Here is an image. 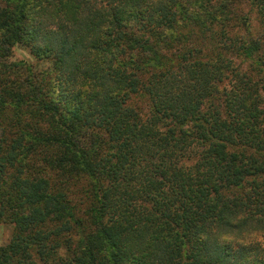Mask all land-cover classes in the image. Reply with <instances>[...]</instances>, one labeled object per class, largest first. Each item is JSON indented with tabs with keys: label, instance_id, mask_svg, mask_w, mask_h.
Segmentation results:
<instances>
[{
	"label": "trees",
	"instance_id": "obj_1",
	"mask_svg": "<svg viewBox=\"0 0 264 264\" xmlns=\"http://www.w3.org/2000/svg\"><path fill=\"white\" fill-rule=\"evenodd\" d=\"M0 130V264H264V0H0Z\"/></svg>",
	"mask_w": 264,
	"mask_h": 264
},
{
	"label": "rangeland",
	"instance_id": "obj_2",
	"mask_svg": "<svg viewBox=\"0 0 264 264\" xmlns=\"http://www.w3.org/2000/svg\"><path fill=\"white\" fill-rule=\"evenodd\" d=\"M245 13H250V15L252 16V22H253V27H255V29L252 31L253 32V36L257 35L260 32V24H259V15L256 12L251 11V8L249 7H245L244 8ZM231 27H235L233 25H231ZM240 34V33H239ZM17 60H25L28 61L32 64L37 63L36 60L29 54L28 51H26L23 47H19L16 49L15 52V56L11 58V61H17ZM38 64V63H37ZM38 67V66H37ZM47 68V65L45 63H40L39 69H44ZM31 126H28L27 128H25V132L26 129L30 128ZM42 129L47 130L46 125H42L41 126ZM11 130H13L11 128ZM2 131L0 130V135H1ZM36 133H33L32 135L27 134V132L25 133V141L28 140L29 145H31L32 143L35 144L37 143L35 141V138H33V135ZM13 135V134H12ZM8 136V144L11 145L13 144V140L15 139V136ZM14 158L12 159L13 163H16V153L15 151L12 152ZM28 164H31L30 162H27ZM18 171H25L24 174H21V177H27V176H31V170H22L19 169L18 167L14 166L10 171H8V177H14ZM16 227L14 228V225H11L9 223H3L0 222V247L5 246L6 244H8L9 242L12 241V238L14 237V233H15ZM246 237H243L242 239L239 240V242L242 243H249L253 240L256 239L255 235H248L245 234ZM260 240V239H259ZM264 247V244H263Z\"/></svg>",
	"mask_w": 264,
	"mask_h": 264
}]
</instances>
